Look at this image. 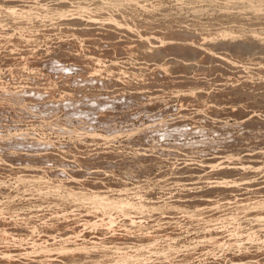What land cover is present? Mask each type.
<instances>
[{
	"label": "rangeland",
	"instance_id": "374dc122",
	"mask_svg": "<svg viewBox=\"0 0 264 264\" xmlns=\"http://www.w3.org/2000/svg\"><path fill=\"white\" fill-rule=\"evenodd\" d=\"M0 264H264V0H0Z\"/></svg>",
	"mask_w": 264,
	"mask_h": 264
},
{
	"label": "bare ground",
	"instance_id": "6f19581e",
	"mask_svg": "<svg viewBox=\"0 0 264 264\" xmlns=\"http://www.w3.org/2000/svg\"><path fill=\"white\" fill-rule=\"evenodd\" d=\"M33 4V3H32ZM59 7V6H58ZM11 8V7H10ZM12 10H13V8H12ZM24 10V9H23ZM101 16V15H100ZM95 18V17H94ZM93 18V19H94ZM93 19H91V20H93ZM107 30H109V29H107ZM110 32V31H109ZM87 34V33H86ZM95 36V35H94ZM93 37V36H92ZM134 45V44H133ZM134 54V53H133ZM125 209V208H124Z\"/></svg>",
	"mask_w": 264,
	"mask_h": 264
}]
</instances>
